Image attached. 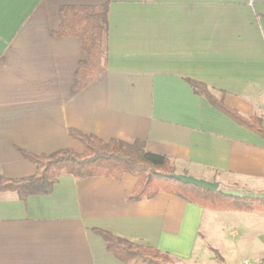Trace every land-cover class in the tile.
Here are the masks:
<instances>
[{"label": "crops", "instance_id": "0c3cea01", "mask_svg": "<svg viewBox=\"0 0 264 264\" xmlns=\"http://www.w3.org/2000/svg\"><path fill=\"white\" fill-rule=\"evenodd\" d=\"M107 2L106 69L74 93L86 56L78 37L54 35L60 9ZM191 81L264 122V0H0V176L34 174L26 153L82 152L75 128L142 140L177 173L264 192V138ZM135 184L130 173L61 175L49 195L0 191V264H125L96 229L178 264L264 254V211L213 210L165 191L131 201ZM223 214L249 223L221 227Z\"/></svg>", "mask_w": 264, "mask_h": 264}, {"label": "trees", "instance_id": "16d2710c", "mask_svg": "<svg viewBox=\"0 0 264 264\" xmlns=\"http://www.w3.org/2000/svg\"><path fill=\"white\" fill-rule=\"evenodd\" d=\"M108 10V2L100 5H65L60 9L59 28L54 35L78 37L86 56L76 71L74 93L106 69ZM191 84L195 93L204 96L220 111L264 138L261 117L242 115L228 105L223 96L213 94L204 83L191 81ZM70 134L83 144L82 152L65 148L49 154L26 153L35 163L36 172L21 178L0 176V191H14L25 200L31 194H51L61 175L120 179L125 173H130L136 177L134 190L127 196L131 201L151 198L165 191L214 210L264 211V197L236 198L171 177L170 174L176 172L175 165L164 155L147 150L142 140H105L75 128L70 129ZM96 231L105 239L108 251L125 264H178L176 258L166 251L133 242L107 230Z\"/></svg>", "mask_w": 264, "mask_h": 264}, {"label": "water", "instance_id": "95a60500", "mask_svg": "<svg viewBox=\"0 0 264 264\" xmlns=\"http://www.w3.org/2000/svg\"><path fill=\"white\" fill-rule=\"evenodd\" d=\"M171 177L176 178L184 183H191L199 187H203L205 189L211 190V191H220L224 195L232 196L236 198H263L264 192H255V191H249V190H242L238 188H222L220 186V183L216 180H207L204 178H199L190 174L186 173H171Z\"/></svg>", "mask_w": 264, "mask_h": 264}, {"label": "rangeland", "instance_id": "374dc122", "mask_svg": "<svg viewBox=\"0 0 264 264\" xmlns=\"http://www.w3.org/2000/svg\"><path fill=\"white\" fill-rule=\"evenodd\" d=\"M224 182L223 183H220V186L222 187V188H231L232 189V187H234L233 185H232V181L231 180H227V179H224L223 180ZM210 209V208H209ZM214 210V209H213ZM223 211V210H222ZM256 215H263L261 212H254ZM230 217L231 216H228L227 214H223L222 215V218L223 219H219L218 220V225L219 226H221V227H223L224 225H226V227L227 228H231V224H233L234 226H235V229H236V225L234 224V222L235 223H237V222H243V224H247V223H249V220L248 219H246V218H243V220L242 219H239V221H234V222H232V220L230 219ZM251 222H252V227L253 226H255V222H253L252 220H251ZM237 228H238V225H237ZM233 235V236H232ZM232 235H229V237H234L233 239H235V236L236 235H234V234H232ZM239 237H241V236H237V238H239ZM217 239V238H216ZM218 240V239H217ZM222 241H224L223 239H222ZM242 251V250H241ZM242 252H244V251H242ZM249 256H256V255H249ZM225 258H226V260H228V261H230L231 259H232V257L230 256V253H229V255L227 254L226 256H225Z\"/></svg>", "mask_w": 264, "mask_h": 264}, {"label": "built area", "instance_id": "2783aa9c", "mask_svg": "<svg viewBox=\"0 0 264 264\" xmlns=\"http://www.w3.org/2000/svg\"><path fill=\"white\" fill-rule=\"evenodd\" d=\"M240 264H264V254L246 257L240 262Z\"/></svg>", "mask_w": 264, "mask_h": 264}]
</instances>
